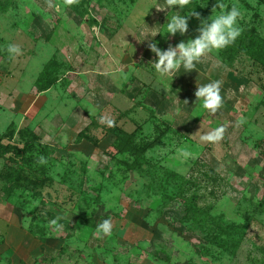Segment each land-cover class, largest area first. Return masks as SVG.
I'll use <instances>...</instances> for the list:
<instances>
[{"label":"rangeland","instance_id":"374dc122","mask_svg":"<svg viewBox=\"0 0 264 264\" xmlns=\"http://www.w3.org/2000/svg\"><path fill=\"white\" fill-rule=\"evenodd\" d=\"M220 2L241 35L161 78L148 45L200 25L163 35L171 11L216 0H0V264H264V0ZM215 80L208 116L194 93Z\"/></svg>","mask_w":264,"mask_h":264},{"label":"clouds","instance_id":"9594fccd","mask_svg":"<svg viewBox=\"0 0 264 264\" xmlns=\"http://www.w3.org/2000/svg\"><path fill=\"white\" fill-rule=\"evenodd\" d=\"M73 3L74 0H65L66 5ZM190 3L191 0H164L161 10H171L173 7L183 10ZM49 7H52V5L50 4ZM171 12L172 15L167 17V23L162 27L159 26L163 29V35L175 36L179 33L183 36L188 31V20L192 16L200 20V25L197 30L198 35L186 42L181 41L175 46L169 45L167 49L159 48L155 41L148 45L155 56L150 64L161 78L171 76L181 68L186 72H192L202 57L218 53L232 45L242 32L239 21L242 19L243 13L235 4L229 7L220 0H216L213 14L207 19H201L199 13L194 10L184 15H181L179 11ZM157 34H160V32L158 31ZM7 52L10 55H19L21 50L17 46L9 45ZM194 95L197 111H203L208 116L215 115L223 106L221 82L219 80L197 86ZM184 102L187 105V101ZM101 122L106 123L109 127L114 124L113 120H105L103 117ZM240 123H243V118H241ZM225 131L226 126L224 125L213 127L207 133L201 134L200 140L207 143H217L223 139ZM178 156L186 160L191 156V152L183 150L178 153ZM41 162H43V158H41ZM49 223L57 231L63 228L58 219H52ZM112 229L111 219H104L96 226L94 235L97 237L110 236Z\"/></svg>","mask_w":264,"mask_h":264}]
</instances>
